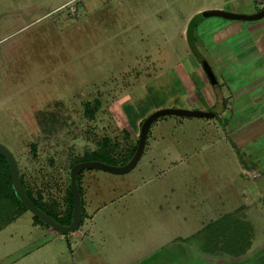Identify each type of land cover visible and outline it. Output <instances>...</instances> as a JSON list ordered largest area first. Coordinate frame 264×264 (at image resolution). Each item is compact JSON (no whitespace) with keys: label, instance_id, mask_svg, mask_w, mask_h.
I'll return each mask as SVG.
<instances>
[{"label":"rangeland","instance_id":"rangeland-1","mask_svg":"<svg viewBox=\"0 0 264 264\" xmlns=\"http://www.w3.org/2000/svg\"><path fill=\"white\" fill-rule=\"evenodd\" d=\"M191 3L0 0V142L14 154L31 195L60 221L71 210L70 169L76 161L94 156L123 164L151 112L189 108L204 100L212 104L214 87L187 42L189 22L196 24L199 50L231 100L229 111L220 116L216 109L210 124L206 117H159L140 160L128 173L82 170L79 229L84 235L46 232L48 225L23 210L0 231V264L240 261L229 254L208 256V263L193 262V248L198 238L211 234L196 232L229 211L233 197L237 202L244 195L238 187L249 186V191L259 181L252 175L259 170L251 159L264 156V130L256 133L253 126L241 135L248 140L238 162L225 149L224 120H241L237 106L246 92L242 78H262L263 84L264 32L256 38L257 61L242 63L245 49L233 46L246 40L231 24L247 23L216 15L193 21L188 15ZM243 166L249 175L239 174ZM229 214L221 228L217 226V239L235 240L238 232L242 246H247L251 225L240 213ZM248 217L258 232L261 225L252 210ZM72 246L81 247L86 258L78 262ZM231 252L249 251L231 247ZM255 258L238 263L255 264Z\"/></svg>","mask_w":264,"mask_h":264},{"label":"crops","instance_id":"crops-1","mask_svg":"<svg viewBox=\"0 0 264 264\" xmlns=\"http://www.w3.org/2000/svg\"><path fill=\"white\" fill-rule=\"evenodd\" d=\"M191 2H192L191 3L192 7L188 9L189 16H195L198 12L205 10V9H210V8H222V9H227V10H231L235 12L253 13V12L258 11L260 9L259 7H262L260 6L257 0H191ZM244 21L247 24H243L242 22H241L242 24L240 23L231 24L232 29L235 28L238 31H240V33L244 36L243 39L246 40L245 42L244 41H241L239 43L235 42V47L233 46V48H236L238 46L244 48L245 52L243 53L242 63L254 64L258 58L256 56L260 54L259 48L257 45L258 43L256 42V38L259 36V34L264 32V20L261 21L260 19H257V20H244ZM255 21H258V22H255ZM187 28L188 26L186 27V38H187ZM196 28H197L196 26L193 28L192 35H193L194 41L196 42L197 48L199 50L198 43H197L198 35L196 36V33H197ZM224 40L226 41V39ZM229 49H231V47ZM241 80H242L241 87L246 89L245 96L242 98L243 103L237 106L238 107L237 109H240L238 112L241 113V120L239 119L240 121L236 123L232 122L231 120L229 122H227V120H224V124L226 128V132L224 136L228 143L227 144L228 148H225V149L227 150L228 156L234 159L235 161L237 160L238 162L239 161L241 162L242 158L245 156L244 151L242 149V144L248 140V139L245 140L246 138L242 139L241 135H243L244 132H246V130H249L253 126H255L254 128H256L255 130L256 133L258 130H264V81H263V84L260 85L259 83L261 80H263L262 78H259V79L252 78V76H248V75H246ZM244 81L245 83H243ZM214 94H215V97L213 98V102L211 105L209 106L205 105V100H204V103L202 105H194V106L190 105V106H192V108L213 110L214 112H216V109H217L220 112V116H221L222 114L229 111L228 107L230 106L229 102H231V100L230 99L228 100L227 96L224 95V93H223L222 98L217 97V94L215 92ZM252 113H255V115H253ZM212 119L213 118H211L210 120H207V123L210 124L209 121H212ZM233 123L236 124L235 127L232 126ZM251 135L255 137L254 134H251ZM238 139L242 141L238 142L237 141ZM251 160L252 162H254V165H251V166H256V169L260 171V172L258 171V173L252 174V175H255L257 179H259V181L256 182V185H255L256 187L248 191L249 186H246L245 188L239 186L238 190H240V193L243 190L244 195L243 196L241 195V198L239 197V199L237 198V202H236L235 197H233L232 199H234V201L232 202L231 209L223 213L217 219L214 220L216 221L223 215L231 213L232 211L240 213V218L243 219L244 217V220H246L247 223L251 225L252 232H253L250 238L251 240L250 248L247 249V251L249 252L246 254L236 255L235 252H231V246L229 247L228 244L219 242V240L216 238L215 232H212L211 234L207 232L205 234L206 235L205 237L198 238V245L194 246L193 248L195 250V254L193 256V262L197 260H199L200 262V259H201L203 263H206V262L208 263V261L205 259L208 256L215 257V256H226L230 254L231 256H234V257L238 256L239 258L238 260H240L238 262L240 263L244 261H249L251 256H254L256 257L255 264H264V156L263 155L260 156L257 160L252 157ZM238 172L240 175L250 174L246 166H243V168H240ZM235 189H237V187ZM249 193L252 194L253 196L251 197V199H247L248 197L247 194ZM245 198H246V201L243 202L242 200L243 199L245 200ZM249 210L253 211V214H255V216L257 217L256 219L259 221V224L261 225V228L258 230V232L257 231L254 232V226H253L254 224L252 220L248 217ZM18 217L19 216H17L11 222L4 224L3 226L12 223ZM33 223H36V222L33 221ZM210 223L205 224L201 229H199L196 232L195 235L199 234V232L205 231L203 230V228L209 225ZM2 228L0 229V231L2 230ZM84 230L86 231V229ZM47 231L51 233L56 230L50 226H47L46 232ZM72 234L73 235H84L82 229H78ZM226 247L229 250L227 252L225 251ZM70 252L72 255L79 254L77 255L79 258L77 259L78 262L86 258V255L83 249L79 246L70 247ZM238 262H235L232 264H240Z\"/></svg>","mask_w":264,"mask_h":264},{"label":"water","instance_id":"water-1","mask_svg":"<svg viewBox=\"0 0 264 264\" xmlns=\"http://www.w3.org/2000/svg\"><path fill=\"white\" fill-rule=\"evenodd\" d=\"M215 15L231 18V19H238V20H257L264 17V6L260 10L253 13L235 12L222 8L205 9L198 12L194 16L193 21H197V19L202 17L215 16ZM168 114L210 118V117H214L216 115V112L211 110H204L201 108L166 107V108L156 109L153 112H151L148 116H146L145 119L143 120L140 128L137 148L134 154L126 163L115 165L101 160L91 159V160H82L73 164L70 169V190L73 199V209H72V220L68 224H64L56 220L54 216L47 213L38 205H36L33 202V200L28 196L25 186L20 177L17 160L14 154L11 152V150L1 142H0V154L7 159L10 165V172H11L12 185L14 191L18 196V198L21 200V202L25 205V207L34 216H36L46 225L55 229L57 232L63 234L73 233L79 229L83 216L82 198L78 184V176L81 173V171L87 168H93V169L104 170L113 174H124L130 172L133 168H135V166L137 165L138 161L140 160L144 152L147 143L148 133L150 131L152 123L155 120H157L159 117Z\"/></svg>","mask_w":264,"mask_h":264},{"label":"trees","instance_id":"trees-1","mask_svg":"<svg viewBox=\"0 0 264 264\" xmlns=\"http://www.w3.org/2000/svg\"><path fill=\"white\" fill-rule=\"evenodd\" d=\"M196 26V24H193L191 22H189L188 28H187V40H188V44L190 49L192 50L193 54L199 59V61L201 62L207 76L209 77L211 84L214 87L215 93L217 94V97L222 98L223 97V93L222 90L220 88V84L217 83L216 77L213 76V71L211 70L210 65L208 64L207 60L205 59V57L203 56V54L198 50L196 42L193 39V35H192V31L193 28ZM138 142L136 143V145L133 147V150L130 154V156L122 161V163H126L131 156L134 154L136 148H137ZM91 159H96V157L94 156H89V157H84L83 159H80L76 162L82 161V160H91ZM75 162V163H76ZM74 163V164H75ZM21 180L25 186L24 180L22 178V176L20 175ZM80 188V187H79ZM26 192L28 194V196L33 200V202L38 205L40 208H42L44 211H46L41 204L31 195V193L28 191V189L26 188ZM81 192V191H80ZM69 197H70V203H71V210L69 212V214L67 215V217H65L64 221H60L59 218L55 217V215L51 214L52 216L55 217L56 220H58L61 223L64 224H68L71 220H72V209H73V199H72V194H71V190H69ZM15 209H18L16 211L15 214H11V211ZM23 210H27V208L25 207V205L21 202V200L18 198V196L16 195L13 185H12V178H11V172H10V165L7 161V159L0 154V229L2 228V226L6 223L11 222L13 219H15L17 216H19ZM35 219L41 223H43L40 219H38L36 216H34ZM230 217V214H225L222 217H220L218 220L210 223L209 225L205 226V228H203V230H210V232H215V234L217 233V229L221 228L219 226V224L222 223V221L227 220V218ZM44 224V223H43ZM218 226V228H217ZM227 234H225L226 236ZM239 235H241L240 233H236V239L233 240V238L231 236H229L230 238H228L227 242L222 241L225 244H228V246L233 247L235 250H238V252H245L246 249H248V247H250L251 244V240L250 237L247 239L248 241V247L245 245L244 247L242 246L241 240L239 238ZM217 236V234H216ZM217 238V237H216ZM223 239V238H222Z\"/></svg>","mask_w":264,"mask_h":264},{"label":"built area","instance_id":"built-area-1","mask_svg":"<svg viewBox=\"0 0 264 264\" xmlns=\"http://www.w3.org/2000/svg\"><path fill=\"white\" fill-rule=\"evenodd\" d=\"M260 4V6H264V0H257Z\"/></svg>","mask_w":264,"mask_h":264}]
</instances>
